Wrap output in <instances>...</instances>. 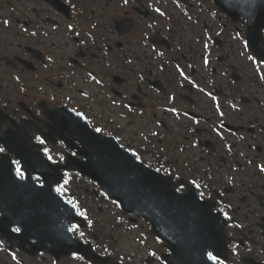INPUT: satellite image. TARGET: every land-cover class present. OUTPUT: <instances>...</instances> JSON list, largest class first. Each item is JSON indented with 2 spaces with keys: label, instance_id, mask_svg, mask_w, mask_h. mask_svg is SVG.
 <instances>
[{
  "label": "flooded vegetation",
  "instance_id": "flooded-vegetation-1",
  "mask_svg": "<svg viewBox=\"0 0 264 264\" xmlns=\"http://www.w3.org/2000/svg\"><path fill=\"white\" fill-rule=\"evenodd\" d=\"M212 9L204 0H0V264H165L168 246L146 224L142 256L104 247L115 204L76 167L64 170L71 156L84 161L72 130L97 146L87 121L200 190L224 221L228 257L216 264H264V65L245 49L213 56L208 35L231 31ZM25 158L44 175L27 182ZM44 183L91 218L89 229L75 225L77 238L112 261L40 252L49 229L37 221L48 216L26 189Z\"/></svg>",
  "mask_w": 264,
  "mask_h": 264
},
{
  "label": "snow or ice",
  "instance_id": "snow-or-ice-1",
  "mask_svg": "<svg viewBox=\"0 0 264 264\" xmlns=\"http://www.w3.org/2000/svg\"><path fill=\"white\" fill-rule=\"evenodd\" d=\"M124 2L125 3H127L128 2V0H124ZM157 11H159V9H157ZM205 63H207V60H205ZM181 75H183V73H181ZM173 111H175V109H173ZM97 131H99V129H97ZM2 151H4V149H2V148H0V152H2ZM49 160H51V157H49ZM14 163H16L17 165H19V162L18 161H14ZM261 171H264V167H262L261 168ZM17 173H18V175H20V176H23V173L22 172H20V170H19V167H17ZM37 179H39V177H37ZM58 192H60V191H62V189L61 188H57L56 189ZM69 203H72L71 201H69ZM14 232H20V229L19 228H14V229H12ZM78 230V226H74L72 229H70V231H77ZM84 233L83 232H80V236L81 237H84ZM153 255H154V253H153ZM208 259L209 260H213V261H217L218 260V257L217 256H215V255H213L211 252H209L208 253Z\"/></svg>",
  "mask_w": 264,
  "mask_h": 264
},
{
  "label": "rangeland",
  "instance_id": "rangeland-1",
  "mask_svg": "<svg viewBox=\"0 0 264 264\" xmlns=\"http://www.w3.org/2000/svg\"><path fill=\"white\" fill-rule=\"evenodd\" d=\"M135 238H136L135 235H128L126 236V238H119V241L123 247L134 249L133 246H137L135 242Z\"/></svg>",
  "mask_w": 264,
  "mask_h": 264
}]
</instances>
